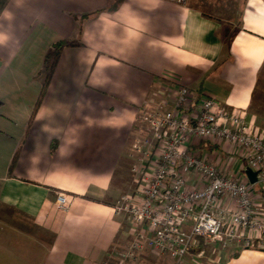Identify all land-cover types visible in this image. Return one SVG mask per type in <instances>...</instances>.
<instances>
[{
	"label": "crops",
	"instance_id": "crops-1",
	"mask_svg": "<svg viewBox=\"0 0 264 264\" xmlns=\"http://www.w3.org/2000/svg\"><path fill=\"white\" fill-rule=\"evenodd\" d=\"M237 10L234 21L188 0L7 1L0 11V264L115 263L114 252L149 233L112 205L140 191L119 176L135 162L137 117L172 103L179 85L194 102L213 97L264 130V0H242ZM57 42L69 45L35 112L44 59ZM191 147L228 173L247 166L231 145ZM59 192L66 208H58ZM256 200L264 207V192ZM204 241L196 238L191 252ZM238 245L207 246V258L194 253L182 264H264V247ZM147 254L153 264L164 259Z\"/></svg>",
	"mask_w": 264,
	"mask_h": 264
},
{
	"label": "built area",
	"instance_id": "built-area-1",
	"mask_svg": "<svg viewBox=\"0 0 264 264\" xmlns=\"http://www.w3.org/2000/svg\"><path fill=\"white\" fill-rule=\"evenodd\" d=\"M192 97L189 87L179 85L172 103L137 117L132 171L140 191L124 194L112 205L116 213L148 226L149 233L139 232L121 254L133 264L146 248L182 264L196 238L264 243V207L256 200L257 188L264 192V130H257L246 113L225 109L213 97L196 102ZM202 141L231 145L247 166L228 173L192 149ZM248 168L257 172L256 183L250 182ZM192 176L197 185L190 184ZM56 202L66 208L68 196L59 192Z\"/></svg>",
	"mask_w": 264,
	"mask_h": 264
},
{
	"label": "rangeland",
	"instance_id": "rangeland-1",
	"mask_svg": "<svg viewBox=\"0 0 264 264\" xmlns=\"http://www.w3.org/2000/svg\"><path fill=\"white\" fill-rule=\"evenodd\" d=\"M190 3L195 4L197 7L201 8L202 11L204 13H207L208 15H211L213 17H217V18H222L224 20H237L238 19V15H239V11L237 10V6L238 3L241 2L242 0H188ZM143 129L146 131V128L143 126ZM133 151V149H132ZM134 165V161H129L128 165L124 167V171L119 172V176L120 178L133 183V185H136V179L134 176V173L132 171ZM124 195V194H123ZM32 234L36 235L38 233V229L36 227H32ZM135 239V238H134ZM131 240L129 241V245L126 249L122 250V251H116L114 252L115 255V263H113L112 261L108 262V264H133L132 260L128 257L124 258L122 257L121 254L126 253L130 247V245L132 244V242L134 241ZM206 241H204V246H202V249H206V247L208 246V248L213 245L215 247H218L220 250L227 248L229 246H232L234 244H241L243 246H253V247H264V243H260L257 242L256 240H251L250 242H248V240H246L245 238H237V239H233L232 241L230 240H224V241H215L212 240L210 238H205ZM209 244V245H208ZM239 246V245H238ZM202 249H198V250H194L193 253L191 252V255H189L186 259L189 260L190 258H192V254H194L195 256L198 254L199 251H201ZM150 253L152 255H157V256H164L163 260L160 262L161 264H169L168 260H172L171 264H176V262L167 254H161V253H157L154 252L151 249H144L143 251L139 252V257L140 259L137 262H134V264H153L154 263V257L150 256L147 253ZM35 252H33V256H35ZM207 252L205 251L204 254L198 255L197 258L199 259H205ZM109 258L106 259V261ZM110 260V259H109Z\"/></svg>",
	"mask_w": 264,
	"mask_h": 264
},
{
	"label": "trees",
	"instance_id": "trees-1",
	"mask_svg": "<svg viewBox=\"0 0 264 264\" xmlns=\"http://www.w3.org/2000/svg\"><path fill=\"white\" fill-rule=\"evenodd\" d=\"M7 1L8 0H0V11L3 10V8L5 7ZM67 45H69V44H67L66 42H57V43H55L53 46H51L52 49L48 53L46 59H44L45 60V66H44V69H43L44 82H43V86H42L40 95L38 96V100H37L36 107L34 109L35 112H36V109L41 104L44 96L46 95L47 89H48V87L50 85L49 83H51V81H52V78H53L54 72L56 70V67L58 65L59 58L61 56V53L63 51V48L65 46H67ZM35 112H33V116H34ZM16 157L17 156L15 155V158L14 159H16ZM11 169H12V167H11ZM257 190H259L263 194V191L260 188L259 189L257 188Z\"/></svg>",
	"mask_w": 264,
	"mask_h": 264
},
{
	"label": "water",
	"instance_id": "water-1",
	"mask_svg": "<svg viewBox=\"0 0 264 264\" xmlns=\"http://www.w3.org/2000/svg\"><path fill=\"white\" fill-rule=\"evenodd\" d=\"M246 171H247V175H248L250 182L256 183L257 182V172L252 170L251 168H248Z\"/></svg>",
	"mask_w": 264,
	"mask_h": 264
}]
</instances>
